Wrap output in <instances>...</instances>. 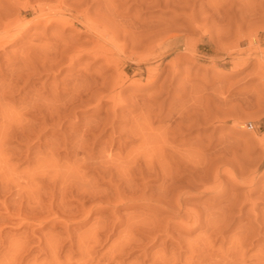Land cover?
Instances as JSON below:
<instances>
[{
    "label": "rangeland",
    "instance_id": "1",
    "mask_svg": "<svg viewBox=\"0 0 264 264\" xmlns=\"http://www.w3.org/2000/svg\"><path fill=\"white\" fill-rule=\"evenodd\" d=\"M35 1L17 0L0 17V30L19 25L20 35L0 47V82L24 64L27 72L0 100V264H264L260 1L86 0L102 38L72 26L76 12L58 0L36 10ZM91 73L99 83L75 107L68 91Z\"/></svg>",
    "mask_w": 264,
    "mask_h": 264
},
{
    "label": "bare ground",
    "instance_id": "2",
    "mask_svg": "<svg viewBox=\"0 0 264 264\" xmlns=\"http://www.w3.org/2000/svg\"><path fill=\"white\" fill-rule=\"evenodd\" d=\"M4 1H5V0H4ZM6 1H7V0H6ZM10 1H12V0H10ZM38 1H39V3L36 4L37 7L34 8L35 10H36V8L39 9L40 7H41V9H42V7H43L42 4H44V7H45V4H46L47 2H48V3L51 2V0H43L44 2H41V3H40L41 0H38ZM54 1H55V0H54ZM64 1H65V0H64ZM161 1H162V0H134V3H136V2L139 3L140 8H142V7H145V6H146V7H151V6L159 5V3H160ZM164 1H165L166 4L169 3L168 0H164ZM230 1H231V0H230ZM239 1H240V0H239ZM242 1H243V0H241L240 2H242ZM246 1H247V0H246ZM259 1H260L261 5H255V6L252 5V6H253V7H252L253 10H254V9H255V10L259 9V6H260V8L264 9V0H259ZM0 2H1V1H0ZM14 2H15V1H13L12 3H14ZM35 2H37V0H36ZM62 2H63V0H58V1H56V4H57L59 7L65 8V10H66V9L69 10V12H70V11H75L76 14H77V15L75 16V17H76V18H75L76 20H72V22H71V21H68L69 23L71 22L70 24H71L72 26L75 25V24H76V25L80 24V25H82V26L84 27V29H82V30H81L82 27L80 28V31H81V32H83V33L85 32V33H86V31H87V32H88V31H91L93 34H95L94 36L97 37L96 34H99V37H101L100 35H102V34H100V33H98V32H101V30H104V29H103V28H99L100 24H102L101 22H99V20H97L98 18L96 17V16L99 15V14H97V15L95 16L96 20H95L94 18H91V16L89 17V16L87 15V13H88V12H87V11H88V6H87V7H86V6L83 7V5H86V4L84 3V2H86V0H72V4L68 2V3L70 4V6H67V7H64V6L62 5V4H63ZM70 2H71V1H70ZM146 2H150V3H149V4H145ZM183 2H184V0H183ZM211 2H212V1H211ZM215 2H216V1H215ZM217 2H218V1H217ZM224 2L227 3V1H224ZM248 2H249V1H248ZM250 2H251V1H250ZM250 2H249V4L251 5ZM256 2H258V1L255 0V3H254V4H256ZM1 3L3 4V2H1ZM1 3H0V4H1ZM6 3H7V2H6ZM6 3H4V4H6ZM12 3L9 2V0H8V3L6 4V6L4 5V7H3V6L1 5V8L3 7L2 9L0 8V17L2 16L1 18H4V17H5V18H6V17L8 18V16H7L8 14L5 16L6 11H7L6 9H7V8L10 9L11 7H13L14 5H13ZM15 3H17V0H16ZM64 3H65V2H64ZM68 3H67V5H68ZM209 3H210V2H209ZM222 3H223V1H222ZM222 3H221V4H222ZM232 3H233V2H232ZM232 3H231V6H232ZM234 3H235V1H234ZM252 3H253V2H252ZM65 4H66V3H65ZM103 4H104V3H103ZM214 4H215V3H214ZM235 4H236V3H235ZM238 4H240V3H238ZM243 4H244V1H243ZM258 4H259V3H258ZM17 5H18V4H17ZM19 5L21 6V4H19ZM25 5H27V4H25ZM32 5H33V4H32ZM32 5H28V6H32ZM57 5H56L55 7H57ZM91 5H93V3H92ZM91 5H90V6H91ZM100 5H101V4H100ZM217 5H220V4H217ZM217 5H215V6H217ZM241 5H242V4H241ZM241 5H240V6H241ZM245 5H247V2L245 3ZM51 6H53V5H51ZM51 6L49 5V7H51ZM103 6H104V5H103ZM105 6L107 7V10H108V11H111L112 8H111L110 1H109V4H108V3H105ZM105 6H104V7H105ZM186 6H187V5H186ZM190 6H191V5H190ZM190 6H189V7H190ZM210 6H211V4H210ZM212 6H213V5H212ZM215 6H214V7H215ZM248 6H249V5H248ZM248 6H244L245 8H244V7H243V8L246 9ZM15 7H17V6H15ZM15 7H13V8H15ZM46 7H47V6H46ZM91 7H92V6H91ZM106 7H105V8H106ZM112 7H113V5H112ZM223 7H224V6H223ZM22 8H25L24 4H23V7H22ZM57 8H58V7H57ZM57 8H56V9H57ZM101 8H103V7H100V9H101ZM105 8H104V9H105ZM113 8H114V7H113ZM239 8H240V7H239ZM248 8L250 9V6H249ZM58 9H60V8H58ZM214 9H216V8H214ZM228 9H229V8H228ZM236 9H237V8H236ZM249 9H248V10H249ZM262 9L259 10V12H260V11H264V10H262ZM5 10H6V11H5ZM35 10H34V11H35ZM90 10H91V9H90ZM105 10H106V9H105ZM112 10H114V9H112ZM246 10H247V9H246ZM248 10H247V11L244 10L245 13H246V12L248 13ZM4 11H5V12H4ZM43 11H44V10H43ZM43 11H42V12H43ZM61 11H64V10H63V9H62V10L60 9V12H61ZM102 11H103V10H102ZM214 11H216V10H214ZM214 11H212V12H214ZM217 11H218V10H217ZM249 11H250V10H249ZM42 12H40L39 14H41ZM57 12H58V11H57ZM75 12H74V13H75ZM92 12H93V11H92ZM3 13H4V15H3ZM47 13H48V12H47ZM54 13H55V12H54ZM74 13H72L71 16H73ZM113 13H116V12L114 11ZM245 13H244V14H245ZM249 13L252 14L253 11H252V12L250 11ZM255 13H257V12H255ZM52 14H53V13H52ZM52 14H51V15H52ZM58 14H59V12H58ZM58 14H57V15L55 14V16L53 15L54 18H57V21H56V19H54V18L52 17V18L54 19V22H55V21H56V22H59V20H58L59 16H60V17H63V16H64L63 13H62V15L59 14V16H58ZM92 14H94V12H93ZM215 14H216V13H215ZM41 15L44 16V14H41ZM41 15H39V16H41ZM105 15H106V14H105ZM253 15H254V14H253ZM39 16H38V17H39ZM47 16H48V15H47ZM49 16H50V15H49ZM56 16H57V17H56ZM69 16H70V15H69ZM115 16H116V15H115ZM209 16H210V15H209ZM214 16H215V15H214ZM245 16L247 17V15H245ZM248 16H249V15H248ZM250 16H251V15H250ZM36 17H37V15H36ZM36 17H35V19H36ZM73 17H74V16H73ZM92 17H93V16H92ZM117 17H118V16H117ZM243 17H244V16H242V18H243ZM252 17H254V16H252ZM252 17H249V18H252ZM1 18H0V20H1ZM52 18H51V19H52ZM63 18H64V17H63ZM67 18H68V16H67ZM69 18L72 19V17H69ZM240 18H241V17H240ZM244 18H245V17H244ZM33 19H34V18H33ZM39 19H41V17L38 18V20H39ZM48 19H50V18H48ZM64 19H65V18H64ZM71 19H70V20H71ZM112 19H113V18H112ZM117 19H119V18H117ZM135 19H136V18H135ZM204 19H205V18H204ZM60 20H62V19H60ZM113 20H114V19H113ZM132 20H133V19H132ZM132 20H131V21H132ZM223 20H224V19H223ZM243 20H244V19H243ZM256 20H257V18L255 19V21H256ZM1 21H2V20H1ZM3 21H4V20H3ZM9 21H10V20H9ZM15 21H17V20L15 19ZM64 21H65V20H64ZM64 21H63V22H64ZM100 21H101V19H100ZM119 21H120V20H119ZM129 21H130V20H129ZM196 21H197V20H196ZM196 21H195V22H196ZM232 21H233V20H232ZM245 21H246V19H245ZM11 22H12V19H11ZM60 22H61V21H60ZM63 22H62V23H63ZM68 22H65V23L68 24ZM102 22H104V21H102ZM117 22H118V20H117ZM127 22H128V21H127ZM133 22H134V21H133ZM193 22H194V21H193ZM241 22H242V21H241ZM241 22H240V23H241ZM249 22H251V21H249ZM13 23H15V22L13 21ZM16 23H17V22H16ZM131 23H132V22H131ZM50 24H51V23H50ZM103 24H104V23H103ZM135 24H136V23H135ZM196 24H198V23H196ZM235 24H236V23H235ZM238 24H239V23H238ZM251 24H252V23H251ZM256 24H257V23H256ZM17 25H18V24H17ZM56 25H57V24H56ZM63 25H64V24H63ZM128 25H130V24H128ZM132 25H134V24L132 23ZM136 25H137V24H136ZM141 25H142V24H141ZM194 25H195V24H194ZM204 25H205V24H204ZM223 25H224V24H223ZM228 25H229V24H228ZM239 25H240V24H239ZM0 26H3V25L0 24ZM7 26H8V25H5V27H3V28L0 30V47H3L5 44L7 45V44H9V43L14 42V41L17 40L18 37L20 36V35L17 36L19 33L16 32L17 34H16V33L14 34V32H13V30L16 29L19 25H18V26H16V25L14 26V24H13L14 27H13L12 25H10V26H11L10 28H6ZM21 26H22V25H21ZM66 26H68V25H66ZM69 26H70V25H69ZM101 26H102V25H101ZM103 26L105 27L106 25L104 24ZM124 26H125V25H124ZM196 26H198V25H196ZM199 26H200V25H199ZM234 26H236V25H234ZM247 26H248V25H247ZM250 26H251V25H250ZM8 27H9V26H8ZM203 27H205V26H203ZM223 27H225V26H223ZM226 27H229V26H226ZM237 27H239V26H237ZM253 27H254V26H253ZM75 28H76V27H75ZM77 28H78V27H77ZM98 28H99V29H98ZM127 28H128V27H126V29H127ZM143 28H144V27H143ZM195 28H196V27H195ZM197 28H199V27H197ZM100 29H101V30H100ZM126 29H125V30H126ZM128 29H129V28H128ZM130 29H131V28H130ZM150 29H151V28H150ZM248 29H251V28H248ZM76 30H77V29H76ZM78 30H79V28H78ZM139 30H141V29H139ZM239 30H240V29H239ZM14 31H15V30H14ZM112 31H113V30H112ZM205 31H206V30H205ZM227 31H228V30H227ZM236 31H238V30H236ZM115 32H116V30H115ZM115 32H114V33H115ZM126 32H127V31H126ZM206 32H207V31H206ZM239 32H240V31H239ZM247 32H248V31H247ZM250 32H251V31H250ZM256 32H257V31H256ZM83 33H82V34H83ZM85 33H84V34H85ZM88 33H90V32H88ZM59 34H61V33H59ZM105 34H106V33H105ZM111 34H112V33H111ZM133 34H134V33H133ZM79 35H80V34H79ZM115 35H116V34H115ZM140 35H141V34H140ZM246 35H247V34H246ZM249 35H251V34H249ZM249 35H248V36H249ZM59 36H61V35H59ZM107 36H108V35H107ZM109 36H110V35H109ZM109 36H108V37H109ZM117 36H118V35H117ZM134 36H135V35H134ZM137 36H138V35H137ZM66 37H67V36H66ZM110 37H111V36H110ZM114 37H115V36H114ZM135 37H136V36H135ZM138 37H139V36H138ZM141 37H142V36H141ZM141 37L138 38V39H141ZM238 37H239V36H238ZM57 38H58V37L56 36V39H57ZM60 38H61V37H60ZM68 38H69V37H68ZM92 38H93V37H92ZM101 38H102V37H101ZM104 38H105V37H104ZM133 38H134V37H133ZM220 38H221V36H220ZM248 38H249V37H248ZM252 38H253V37H252ZM41 39H42V38H41ZM93 39H95V38H93ZM135 39H136V38H135ZM148 39H149V38H148ZM152 39H155V38H152ZM156 39H157V37H156ZM237 39H238V38H237ZM37 40H38V39H37ZM43 40H44V39H43ZM52 40H53V38H52ZM52 40H51V41H52ZM54 40H55V39H54ZM58 40H59V39H58ZM63 40H64V39H63ZM70 40H71V38H70ZM70 40L67 39V41H70ZM97 40H98V39H97ZM97 40H96V41H97ZM142 40H143V39H142ZM145 40H146V39H145ZM150 40H151V39H150ZM31 41H32V40H31ZM56 41H57V40H56ZM65 41H66V40H65ZM82 41H84V39H83ZM88 41H89V40H88ZM121 41H123V40H121ZM137 41H139V40H136V42H137ZM252 41H253V40H252ZM37 42H38V41H37ZM37 42H36V43H37ZM39 42H40V41H39ZM60 42H62V41H60ZM60 42H58V43H59V44H58L59 46H60ZM70 42H71L70 45H71V44H72V45L74 44V40H73V41L71 40ZM72 42H73V43H72ZM84 42H86V41H84ZM94 42H95V40H94ZM98 42H99V41H98ZM98 42H97V43H98ZM139 42H140V41H139ZM141 42H142V41H141ZM143 42H145V41H143ZM143 42H142V43H143ZM146 42H147V41H146ZM151 42H152V41H151ZM239 42H240V41H239ZM33 43H34V42H33ZM51 43H52V42H51ZM56 43H57V42H56ZM68 43H69V42H67V43H63V44L65 45V44H68ZM27 44H28V43H27ZM40 44H41V42H40ZM52 44H54V43H52ZM52 44H51V45H52ZM61 44H62V43H61ZM63 44H62V45H63ZM76 44H77V43H76ZM85 44H87V43H85ZM85 44L83 43V44H81V45H85ZM100 44H101V43H100ZM113 44H114V43H113ZM31 45H32V44H31ZM43 45H44V44H43ZM43 45L41 44V46H43ZM49 45H50V44H49ZM70 45H68V46H70ZM79 45H80V44H79ZM98 45H99V44H98ZM146 45H147V43H146ZM148 45H149V44H148ZM250 45H252V44H250ZM32 46H33V45H32ZM32 46H31V48H32ZM34 46H35V45H34ZM37 46H38V45H37ZM52 46H53V45H52ZM54 46H56V45L54 44ZM54 46H53V47H54ZM85 46H86V45H85ZM96 46H97V45H96ZM151 46H152V45H151ZM151 46H150V47H151ZM258 46H259V45H258ZM26 47H27V46H25V48H26ZM28 47H29V46H28ZM35 47H36V46H35ZM35 47H34V48H35ZM43 47H44V46H43ZM61 47H62V50H64V49L67 47V45H66V47H65V46H61ZM61 47H60V48H61ZM63 47H64V48H63ZM71 47H72V46H71ZM71 47H70V52H71V49H73V50L76 49V48H74V47H76V46H74V45H73V48H71ZM77 47H78V46H77ZM87 47H88V46H87ZM90 47H91V46H90ZM146 47H147V46H146ZM148 47H149V46H148ZM148 47H147V48H148ZM34 48H32V49H34ZM37 48H38V47H37ZM80 48H82V47L80 46ZM80 48H77V49H80ZM22 49H23V48H22ZM28 49H29V48H28ZM28 49H26V51H27ZM35 49H36V48H35ZM38 49H40V50H39V52H40V51H41V48L39 47ZM50 49H51V50H54L53 48H50ZM50 49H49L48 52H50ZM67 49H69V48H66L65 50H67ZM87 49H88V48H87ZM150 49H151V48H150ZM62 50H61V52L64 53L65 50H64V51H62ZM117 50H118V49H117ZM20 51H21V50H20ZM23 51H24V53L26 52L24 49H23ZM29 51H31V50H29ZM35 51H36V53L38 52V50H35ZM35 51H34V52L32 51L33 54L35 53ZM42 51H43V50H42ZM42 51H41V52H42ZM78 51L80 52L81 50H78ZM87 51H88V50H87ZM106 51H108V50H106ZM39 52H38V53H39ZM43 52H44V51H43ZM43 52H42V54H43ZM48 52H47V54H49ZM57 52H58V51L54 52V53H55L54 56H56V53H57ZM59 52H60V50H59ZM59 52H58V53H59ZM61 52H60V53H61ZM67 52L69 53V50H67ZM72 52H73V51H72ZM85 52H86V51H85ZM93 52H94V51H93ZM98 52H99V51H98ZM133 52H134V51H133ZM19 53H20V52H19ZM24 53H23V54H24ZM36 53H35V55H36ZM51 53H52V52H51ZM51 53H50V55L52 56V58L57 59V56L54 57L53 54H51ZM68 53H65L64 56L66 57V56H67L66 54H68ZM94 53H95V52H94ZM96 53H97V52H96ZM146 53H147V52H146ZM74 54H75V53H74ZM78 54H79V53H78ZM88 54H89V53H88ZM102 54L104 55V53H102ZM140 54H141V53H140ZM144 54H145V53H144ZM20 55H21V54H20ZM31 55H32V54H31ZM50 55H49V56H50ZM72 55H73V54H72ZM83 55H84V54H83ZM83 55H82V56H83ZM97 55H98V54H97ZM108 55H109V54H108ZM148 55H149V54H148ZM23 56H24V55H23ZM40 56H41V55H40ZM47 56H48V55H47ZM51 56H50V57H51ZM73 56L75 57V55H73ZM94 56H95V55H94ZM99 56H100V55H99ZM101 56H102V55H101ZM145 56H146V54H145ZM20 57H21V56H20ZM32 57H34V56L32 55ZM35 57H36V56H35ZM35 57H34V59H36L38 56H37L36 58H35ZM50 57H48V58L45 57V59H49ZM61 57H62V54H61ZM65 57H64V58H65ZM67 57H69V56H67ZM70 57H72V56H70ZM74 57H73V59H74ZM79 57H80V56H79ZM102 57H103V56H102ZM107 57H108V56H107ZM140 57H141V60H144V59H142L143 56H140ZM23 58H25V57H23ZM26 58H27V57H26ZM26 58H25V59H26ZM59 58H60V55H59ZM109 58H112V57H109ZM143 58H144V57H143ZM145 58L147 59V57H145ZM25 59H24V60H25ZM69 59H70V58H69ZM69 59H68V60H69ZM73 59H72V60H73ZM77 59H78V58H77ZM77 59H75V60H77ZM79 59H80V58H79ZM138 59H139V58H138ZM29 60H31V59H29ZM32 60H33V59H32ZM36 60H39V59H36ZM40 60H41V59H40ZM42 60H44V59L42 58ZM58 60H59V59H58ZM60 60H62V59H60ZM112 60H113V58H112ZM136 60H137V59H136ZM141 60H140V61H141ZM21 61H22V60H21ZM48 61H52L51 58H50V60H48ZM70 61H71V60H70ZM77 61H79V60H77ZM146 61H147V60H146ZM42 62H43V61H42ZM46 62H47V61H46ZM53 62H54V61H53ZM56 62H57V61H56ZM75 62H76V61H75ZM114 62H115V61H114ZM26 63H28V62H26ZM29 63H31V62H29ZM38 63H40V61H38ZM60 63H61V62H60ZM138 63H141V62H138ZM22 64H23V63H22ZM32 64H33V63H32ZM35 64H36V63H35ZM57 64H58V63H57ZM112 64H113V63H112ZM116 64H117V62H116ZM42 65H44V62H43ZM52 65H53V64H52ZM11 66H12V65H11ZM29 66H31V64H29ZM35 66H38V65L36 64ZM49 66H50V64H49ZM53 66H54V65H53ZM57 66H58V65H57ZM117 66H119V65H117ZM117 66H116V67H117ZM14 67H15V65H14ZM14 67H13V68H14ZM44 67H45V66H44ZM19 68H20V71H21L22 66L19 67ZM24 68H25V64H24L23 69H24ZM26 68H27V67H26ZM29 68H31L32 70H31V69H29L30 71H29L28 69H26V70H28V73L30 72L31 74H33V73H37V72L40 71V67H39V68H36V69L33 67L34 70H33L32 67H29ZM41 68H42V66H41ZM51 68H52V66H51ZM51 68H50V67L48 68V66H47V69H48V70L51 69ZM56 68H57V67H56ZM147 68H148V67H147ZM14 69H15V68H14ZM17 69H18V68H17ZM23 69H22V70H23ZM10 70H11V69H10ZM10 70H9V72H11ZM18 70H19V69H18ZM24 70H25V69H24ZM24 70H23V72H24ZM43 70H44V69H42L41 71H43ZM6 71H7V70H6ZM13 71H14V70H13ZM20 71H19V72L16 71L17 73H13V75H11L12 73L10 74L9 72H6V73H9V75L7 74V75H8V78L5 77L6 74L4 75L5 79H6V78L8 79V80L6 81L7 83H5V84H4V83L1 84L2 81L0 82V84H1V85H0V88H1V89H0V100H1L2 98H4V96L6 97L5 94H7V93H10V94H11L12 92H14V91L16 92V91H17V88H16V86H18V83H17V82L19 81V83H20V80H19V79L22 77V71H21V72H20ZM35 71H36V72H35ZM41 71H40V72H41ZM98 71H99V70H98ZM119 71H121V70H119ZM25 72H26V71H25ZM25 72L23 73V77H25ZM45 72H46V71H45ZM81 72H82V71H81ZM90 72H91V71H90ZM140 72H141V71H140ZM26 73H27V72H26ZM41 73H42V72H41ZM93 73H94V72H93ZM93 73H91L92 75H94V77L92 76L93 79L90 78V76H89V75H91V74H89V75H85V77L89 76V79H90L91 81H89L88 79L85 80V79H83L84 76H83V77L81 76L82 79H81L80 77H78V78H80V79H79V82H77V81L75 80V82H77V83H75V84L72 83V84H73V87H72V89L70 88L71 91H68V94H70V92H71V94H70L69 96H71L72 103H73V101H74V103H75V107L78 106V105H77L78 103L75 102V101H80V102H82L83 100H85V99H83V96H84V95L86 96V91H87L88 88H89L88 85H90L89 83H90V82H91V84H92V83H99V82H97V81H98V78H96V77H95V74H93ZM122 73H124V72L122 71ZM83 74H84V70H83V72H82V75H83ZM117 74H118V73H117ZM117 74H116V75H117ZM119 74H120V73H119ZM146 74H147V77H149L148 82H151V81L154 80L155 72H153V69H152V68H151V69H150V68L146 69ZM0 75H1V74H0ZM33 75H34V74H33ZM262 75H264V74H262ZM26 76H27V74H26ZM78 76H79V75H78ZM97 76H98V75H97ZM100 76H101V75H100ZM126 76H127V75H126ZM23 77H22V78H23ZM85 77H84V78H85ZM101 77H102V76H101ZM117 77H118V76H117ZM120 77H121V76H120ZM68 78H69V77H68ZM0 79H1V77H0ZM25 79H26V78H25ZM25 79H24V80H25ZM76 79H77V78H76ZM118 79H119V80H118ZM120 79H121V78H117L116 83H120V82L122 83L123 80L121 81ZM123 79H125V78H123ZM80 80H82V82H83V80H85V81H84L83 83H80ZM66 81H67V80H66ZM118 81H120V82H118ZM4 82H5V81H4ZM72 82H74V80H72ZM110 82H111L112 87H113V82H114V81H113V80H109V83H110ZM87 83H88V84H87ZM103 83H104V82H103ZM66 84H67V83H66ZM64 85H65V84H64ZM67 85H68V84H67ZM96 85L98 86V84H96ZM104 85H105V84H104ZM106 85H107V83H106ZM109 85H110V84H108V86H109ZM87 86H88V87H87ZM91 86H92V85H91ZM97 86H96V87H97ZM63 87H64V86H63ZM67 87H68V86H67ZM70 87H71V86H70ZM100 87H101V86H100ZM102 87H103V86H102ZM105 87H106V86H105ZM110 87H111V85L109 86V88H110ZM118 87H119V86H118ZM90 88H94V86H93V87H90ZM64 90H65V89H64ZM67 90H69V89H67ZM89 90H91V89H89ZM114 90H116V89H114ZM104 91H105V90H104ZM51 92H52V91H51ZM34 93H36V92H34ZM65 93H67V92H65ZM90 93H91V92H90ZM99 93H100V92H99ZM37 94H38V91H37ZM53 94H54V93H53ZM59 94H60V93H59ZM93 94H94V93H93ZM110 94H111V93H110ZM113 94H114V93H113ZM113 94H112V95H113ZM116 94H117V92H116ZM32 95H33V91H32ZM54 95H55V94H54ZM56 95H57V94H56ZM10 96H11V95H10ZM52 96H53V95H52ZM64 96H65V95H64ZM97 96H98V95H97ZM118 96H119V95H118ZM29 97H31V96H29ZM34 97H35V96H34ZM37 97H38V96H37ZM37 97H36V98H37ZM43 97H45V96H43ZM46 97H47V96H46ZM66 97H67V96H66ZM92 97H93V96H92ZM105 97H106V96H105ZM107 97H108V95H107ZM110 97H111V96H110ZM113 97H114V95H113ZM41 98H42V97H41ZM53 98H54V97H53ZM64 98H65V97H64ZM67 98H68V97H67ZM116 98H117V95H116ZM4 99H5V98H4ZM4 99H3V100H4ZM20 99H21V98H20ZM27 99H28V98H27ZM39 99H40V98H39ZM45 99H46V98H45ZM51 99H52V98L50 97V100H51ZM54 99H56V98H54ZM61 99H63V97H62ZM86 99H87V98H86ZM90 99H91V98H90ZM96 99H97V98H94L93 100H96ZM98 99H99V98H98ZM98 99H97V100H98ZM106 99H107V98H106ZM113 99H114V98H113ZM37 100H38V98H37ZM58 100H59V99H58ZM17 101H18V99H17ZM35 101H36V100H35ZM39 101H40V100H39ZM41 101H42V100H41ZM47 101H48V99H47ZM54 101H55V100H54ZM65 101H67V99L64 100V102H65ZM88 101H89V99H88ZM88 101L86 100V102H88ZM91 101H92V100H91ZM98 101H99V100H98ZM1 102L3 103L2 100H1ZM1 102H0V103H1ZM43 102H44V100H43ZM52 102H53V100H52ZM55 102H56V101H55ZM62 102H63V100H62ZM62 102H61V104H62ZM80 102H79V103H80ZM83 102H84V101H83ZM83 102H82V103H83ZM19 103H20V102H19ZM36 103H37V102H36ZM44 103H45V102H44ZM48 103H49V106H51V105H50V104H51L50 101H48ZM53 103H54V102H53ZM56 103H57V102H56ZM66 103H67V102H66ZM72 103H71V101H70V104H72ZM82 103H81V104H82ZM21 104H22V103H21ZM26 104H27V103H26ZM57 104H58V103H57ZM57 104L55 105V106H56V107H55L56 109H57ZM81 104H80V105H81ZM85 104H86V103H85ZM58 105H59V104H58ZM67 105H68V104H67ZM72 105H73V104H72ZM72 105H71V106H72ZM76 105H77V106H76ZM83 105H84V104H83ZM1 106H2V105H1ZM5 106H6V105H5ZM19 106H20V108H21V105H19ZM23 106H24V105H23ZM42 106H43V104H42ZM46 106H47V108H48V104H46ZM46 106L44 105L43 107L46 108ZM53 106H54V104H53ZM61 106H62V105H61ZM63 106H64V105H63ZM63 106H62V107H63ZM98 106H99V105H98ZM24 107H26V105H25ZM51 107H52V106H51ZM75 107H72L71 109H74ZM79 107H80V106H79ZM2 108H4V104H3ZM20 108H19V109H20ZM29 108H30V110H31L32 112H35V110H38V109H36V108L33 107V106H29ZM38 108L40 109V107H38ZM41 108H42V107H41ZM45 108H44V109H45ZM56 109H55V110H56ZM1 110H2V109H1ZM21 110H22V109H21ZM45 110H46V109H45ZM57 110H59V109H57ZM60 110H62V109H60ZM65 110H66V109H65ZM4 111H5V110H4ZM17 111H18V110H17ZM19 111H20V110H19ZM22 111H25V109H23ZM38 111H40V110H38ZM47 111H48V110H47ZM69 111H70V110H69ZM7 112H8V111H7ZM45 112H46V111H44V113H45ZM60 112H61V111H60ZM5 113H6V112H5ZM18 113H19V112H18ZM18 113H17V114H18ZM50 113H51V112H50ZM50 113H49V114H50ZM58 113H59V112H58ZM53 114H54V113H53ZM59 114H60V113H59ZM59 114H57V115H59ZM44 115H45V114H44ZM46 115H47V114H46ZM51 115H52V114H51ZM180 115H181V114H180ZM10 116H11V115H10ZM20 116H21V113H20ZM14 117H15V116H14ZM21 117H22V116H21ZM47 117H48V116H47ZM49 117H51V116H49ZM58 117H59V116H58ZM58 117H57V118H58ZM17 118H18V117H17ZM17 118H16L15 120H17ZM23 118H24V117H23ZM54 118H55V116H54ZM54 118H53V120H54ZM181 118H182V117H181ZM179 119H180V118H179ZM182 119H183V118H182ZM182 119H180V120H182ZM6 120H7V118H6ZM50 120H52V118H51ZM3 121H4V120H3ZM7 121H8V120H7ZM9 121H10V120H9ZM19 121H20V120H18V122H19ZM58 121H59V120H58ZM58 121H57V122H58ZM1 123H2V122H1ZM20 123H21V122H19V123H17V124H20ZM59 123H60V121H59ZM2 124H3V123H2ZM7 124L9 125L10 123H7ZM96 124H97V123H96ZM139 124H140V123H139ZM4 125H5V122H4ZM21 125H22V124H21ZM49 125H50V124H49ZM53 125H54V124H53ZM92 125H93V124H92ZM137 125H138V124H137ZM2 126H3V125H2ZM6 126H7V125H6ZM9 126H10V125H9ZM22 126H23V125H22ZM4 127H5V126H4ZM136 127H137V126H136ZM131 132H132V131H131ZM133 132L135 133V131H133ZM137 133H138V132H137ZM139 133H140V132H139ZM132 135H134V134H132ZM135 135H136V134H135ZM138 136H140V135H138ZM140 138H141V137H140ZM181 163H182V162H181ZM147 165H150V164H147ZM182 166H183V165H182ZM147 167H148V166H147ZM179 167H180V166H179ZM150 168H151V167H150ZM144 169H145V168H144ZM228 174L231 175L232 172H231V173L229 172ZM233 176H234V175H233ZM233 178H234V177H233ZM234 179H235V178H234ZM249 188H250V186H249ZM179 206H180V203H179Z\"/></svg>",
    "mask_w": 264,
    "mask_h": 264
}]
</instances>
